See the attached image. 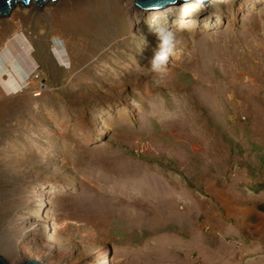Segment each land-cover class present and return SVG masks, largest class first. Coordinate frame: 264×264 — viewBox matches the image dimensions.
Here are the masks:
<instances>
[{
	"label": "rangeland",
	"instance_id": "1",
	"mask_svg": "<svg viewBox=\"0 0 264 264\" xmlns=\"http://www.w3.org/2000/svg\"><path fill=\"white\" fill-rule=\"evenodd\" d=\"M33 4L0 26L6 264H264V0Z\"/></svg>",
	"mask_w": 264,
	"mask_h": 264
},
{
	"label": "bare ground",
	"instance_id": "2",
	"mask_svg": "<svg viewBox=\"0 0 264 264\" xmlns=\"http://www.w3.org/2000/svg\"><path fill=\"white\" fill-rule=\"evenodd\" d=\"M53 1H55V2H57V3H59V2H71V1H74V0H53ZM205 0H203V1H197V0H190L189 2H186V4H182V3H180L181 5H182V11L185 13V11H184V8L186 9V6L188 5V6H190V7H192L193 8V11L196 9L197 10V8H199V7H201L202 6V3L204 2ZM52 1H50V0H47V1H45V2H42V3H45L44 4V6H46V5H49L50 3H51ZM130 2V1H129ZM31 3V2H30ZM32 3H35V2H32ZM42 3H40L39 5H43ZM131 4V3H130ZM179 4V5H180ZM34 5V4H33ZM132 5V4H131ZM131 5H129V7H128V9H127V13H128V15L129 16H131V15H134V17L135 16H139V11L137 12V7L134 5V6H132L131 7ZM27 5H25V4H19V3H16V4H14V7H10V11H9V13L6 15V16H1L0 15V18L2 19L3 17H6V19H3V20H1L0 21V26H9V27H16V28H19L18 27V25H16V22L17 21H19V20H21V18H23L25 15L27 16L28 15V12L27 11H29V10H25ZM173 6V5H172ZM175 6H178V5H175ZM31 7V6H30ZM38 6H37V4H35L34 5V8L33 9H35V8H37ZM136 7V8H135ZM167 7H171V5H167V6H165V7H163L162 9H151V10H143V9H141V8H138V9H140V10H143V11H147V12H150V11H159V10H163V9H166ZM19 8H21L22 10H20ZM37 10V9H36ZM195 12V11H194ZM196 13V12H195ZM183 22V21H182ZM18 37V36H17ZM19 38V37H18ZM18 38H16L17 40H18ZM19 42V41H18ZM22 42V41H21ZM19 44V43H18ZM22 44V46H23V43H21ZM24 47V46H23ZM26 48L24 47L23 48V50H25ZM17 55V54H16ZM20 55V54H19ZM10 58H12L11 57V55L9 54V52H8V50H7V48H5L4 47V49H3V51L1 52V54H0V76H1V74L3 73V72H5V70H6V63H5V60H8V59H10ZM20 58H22V57H20ZM23 60V59H22ZM9 61V60H8ZM15 61V60H14ZM14 61L12 60V63H11V68L13 69V68H15V67H18V64L17 63H14ZM19 62H20V60H19ZM6 66V67H5ZM22 82H20V84H17V82L15 81V83H14V81H13V79H12V77H11V75H10V77H9V79H8V81L7 82H5L4 83V86H6L7 88H9V89H12V90H16L17 88H19L20 86H22L23 84H21ZM35 96H40V93L39 92H36V94H34V97ZM85 220H87V221H89V224H91V223H95L96 221V218L95 217H93V216H88L87 217V219L85 218ZM66 222V221H65ZM64 222V223H65ZM25 223H26V220L25 221H22V222H18V224L16 225L17 226V228H21V227H24V225H25ZM32 226H34V225H32ZM40 226V225H39ZM65 227L67 226V224H65L64 225ZM64 227V228H65ZM28 228H26V230H27ZM44 230H46V228L44 227ZM23 238H22V240H24L25 239V235L24 236H22ZM12 238H13V236H12ZM11 239V238H10ZM23 242V241H22ZM37 249V248H36ZM3 251H4V253L7 255V256H9V257H12L13 255H15L14 253H15V251H16V244L13 242V243H9L8 245H7V248L5 249H3ZM20 260H21V262H19V264H22V263H24V261H25V258H23V255H22V257H20ZM39 264V263H38Z\"/></svg>",
	"mask_w": 264,
	"mask_h": 264
},
{
	"label": "water",
	"instance_id": "3",
	"mask_svg": "<svg viewBox=\"0 0 264 264\" xmlns=\"http://www.w3.org/2000/svg\"><path fill=\"white\" fill-rule=\"evenodd\" d=\"M45 1L47 0H0V15L6 16L10 11V7L11 6L14 7V4L16 3H19L21 5L22 4L28 5L30 2H35L37 5H39L40 3ZM189 1L190 0H134V5L137 8H141L143 10H151V9H162L167 5L175 6V5H179L180 3H186ZM197 1H203V0H197ZM0 264H6V262L1 257H0ZM22 264H38V263L33 260H27Z\"/></svg>",
	"mask_w": 264,
	"mask_h": 264
},
{
	"label": "clouds",
	"instance_id": "4",
	"mask_svg": "<svg viewBox=\"0 0 264 264\" xmlns=\"http://www.w3.org/2000/svg\"><path fill=\"white\" fill-rule=\"evenodd\" d=\"M157 38L160 40L159 49L154 53L150 61V70L155 72L162 65L166 64L171 52L172 37L171 33H167L163 28L156 29Z\"/></svg>",
	"mask_w": 264,
	"mask_h": 264
}]
</instances>
